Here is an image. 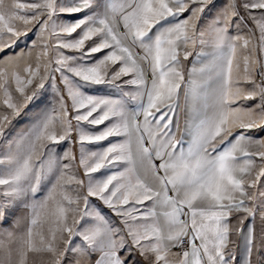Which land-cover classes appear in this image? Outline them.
Here are the masks:
<instances>
[{"label":"snow or ice","instance_id":"1","mask_svg":"<svg viewBox=\"0 0 264 264\" xmlns=\"http://www.w3.org/2000/svg\"><path fill=\"white\" fill-rule=\"evenodd\" d=\"M214 7L0 0V54L35 35L0 58V264H264V0Z\"/></svg>","mask_w":264,"mask_h":264},{"label":"crops","instance_id":"2","mask_svg":"<svg viewBox=\"0 0 264 264\" xmlns=\"http://www.w3.org/2000/svg\"><path fill=\"white\" fill-rule=\"evenodd\" d=\"M222 7H223L222 3H217L209 15L214 16V15L218 14L219 10ZM207 23H208V18L205 19V24H207ZM192 51H193V55L189 57L188 61H185L186 69H190L193 66H195L196 68H199L202 66L203 63H206V58L202 55H197L196 53L206 52V51H209V49L202 48L201 46L197 45ZM245 103H247V102H245ZM248 104H250V103H248ZM183 127H184V121H183V116H181V130H182V134L184 136V140H185V142H187L190 139V134L185 133L183 131ZM259 227H260V224H259V220H258V221H256L257 231H259ZM235 239L237 240V244H238V254H239L241 261H242L244 254H245V241H244L243 237H239V238H235Z\"/></svg>","mask_w":264,"mask_h":264},{"label":"rangeland","instance_id":"3","mask_svg":"<svg viewBox=\"0 0 264 264\" xmlns=\"http://www.w3.org/2000/svg\"><path fill=\"white\" fill-rule=\"evenodd\" d=\"M6 3H11L12 0H5ZM217 3H222L223 6L227 3V0H215V6ZM35 39V35L34 34H30L29 35V38L27 41L25 40H21L20 44H19V47L15 48V49H9L7 50L6 52L0 54V58H3V57H8V56H11L15 53H18L20 52L22 49L24 50H27V48L29 47V42L31 40H34ZM36 51H39V49L35 50L33 52V63H35V55H36ZM67 52V50H65ZM89 94H92V95H95V96H107L109 94H112L113 90L110 89V88H107V87H104V86H97L95 88H90L89 90ZM52 99V91L51 89L49 88L48 89V92H47V96H46V100L50 101ZM248 103H252V102H247ZM35 109L31 110V111H34ZM104 144L106 145L107 142H104ZM78 151V149H77ZM259 219L257 218V221ZM175 250V249H174Z\"/></svg>","mask_w":264,"mask_h":264}]
</instances>
